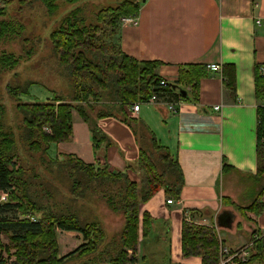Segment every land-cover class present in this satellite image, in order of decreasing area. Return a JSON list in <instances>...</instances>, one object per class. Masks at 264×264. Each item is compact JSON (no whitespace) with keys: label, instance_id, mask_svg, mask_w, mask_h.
Returning <instances> with one entry per match:
<instances>
[{"label":"trees","instance_id":"trees-1","mask_svg":"<svg viewBox=\"0 0 264 264\" xmlns=\"http://www.w3.org/2000/svg\"><path fill=\"white\" fill-rule=\"evenodd\" d=\"M93 3L94 0H0V44L20 39L26 30L21 18L23 10L41 5L47 16L57 21L49 41L53 55L72 82L69 99L49 87L53 94L49 102L33 97L34 103H24L20 96L28 95L35 82L26 84L24 94L20 85L12 91L17 100L16 109L22 116L18 138L5 123L7 110L0 101V191L10 193L7 202L0 204V264H6L9 259H13L12 264H143L148 257L145 241L150 238L156 222L149 213H144L140 241L141 205L161 190L176 200L181 197L185 179L178 160L144 124L139 134L133 126V123L140 125L139 120L126 118L123 110L170 94L180 97L184 103L198 104L200 85L209 75V68L203 64L183 65L175 83L165 82L157 75L160 62H140L126 55L118 45L108 42V36L115 34L122 19L139 17L143 0L97 6L93 13L95 21L91 22L87 14L91 15ZM70 5L77 7L70 9ZM59 14L63 16L58 18ZM27 55L30 60L32 53ZM20 58L12 52L0 51V72L8 68L14 70ZM262 68L264 65L255 68L259 101L264 98ZM221 74L225 86L235 94V67L227 65ZM175 87L185 90L187 96ZM100 102H104L103 109L97 107ZM74 111L90 127L95 155L104 159H107L112 141L99 128L98 121L117 118V114L125 116L123 121L143 143L136 163L128 165L126 171H117L107 162L86 164L73 154L62 155V159L50 157L53 144L70 142ZM258 115V173L253 179L259 180V191L249 206L236 207L243 218L248 213L257 216L264 212V105L258 108ZM45 127L51 132L47 133ZM128 170L136 173L139 183L131 181ZM58 195L66 197L69 205L59 203ZM81 202H86L85 207L91 204L92 219L77 213ZM99 203H105L113 213L122 215L123 228L118 233H109L96 216L92 207ZM75 207L78 209L74 210ZM188 212L193 220L210 217L205 210ZM229 218L224 216L222 221L226 223ZM58 230L78 233L84 243L60 257ZM257 232L260 231L255 228L252 239ZM216 234L184 216L183 257L201 258L202 264H218L220 243ZM3 238L8 239V244ZM138 246L142 251L140 260L136 256ZM245 264H264L263 241L255 243L254 254Z\"/></svg>","mask_w":264,"mask_h":264},{"label":"crops","instance_id":"crops-1","mask_svg":"<svg viewBox=\"0 0 264 264\" xmlns=\"http://www.w3.org/2000/svg\"><path fill=\"white\" fill-rule=\"evenodd\" d=\"M138 18L137 26L121 21L108 42L140 62H160L157 75L165 82L175 83L183 65L235 67V94L225 86L222 74L209 69V75L200 85L198 104L184 103L180 97L170 94L140 104L137 113L129 107L123 110L126 118L139 120V134L144 124L170 149L185 179L179 200L161 190L141 205L140 238L142 218L147 212L156 222L151 235H167L164 243L168 247L172 244L171 262L202 264L198 257H182V221L188 211L205 210L210 221L200 223L224 229L229 234L223 239L224 243L228 242L224 245L232 250L249 244L255 228L264 230V212L257 216L248 213L251 224L234 223L235 187L242 178L253 179L258 173L260 101L256 97L255 68L264 65V0H146ZM34 85L44 87L40 83ZM45 92L44 100L34 95L27 100L21 95L20 100L31 104L35 97L49 102L53 94L49 90ZM169 106H174L176 113ZM216 107L220 110H215ZM116 117L98 121L99 128L112 141L107 159L95 155L90 127L80 117L77 123L75 112L70 142L53 145L60 157L73 154L86 164L107 162L114 170L126 171L128 165L136 163L143 143L123 121L125 116L117 114ZM128 176L131 181L140 182L133 170H128ZM226 176H230V181L224 184ZM169 199L174 203L169 205ZM221 214L222 218L230 216L226 223L223 219L222 225L216 220ZM198 220L201 219L194 221ZM148 248L151 247L147 244Z\"/></svg>","mask_w":264,"mask_h":264},{"label":"rangeland","instance_id":"rangeland-1","mask_svg":"<svg viewBox=\"0 0 264 264\" xmlns=\"http://www.w3.org/2000/svg\"><path fill=\"white\" fill-rule=\"evenodd\" d=\"M123 0H94L93 5L90 7L91 15L87 14L88 19L91 20V22H94L95 19L93 17V13H95L96 7H109V6H117L120 4ZM77 7L76 5H70V9H73ZM25 10V12H24ZM23 10L22 13V22L25 25V32L23 31V35L20 39L11 40L5 43L0 44V51H6V53H14L15 56L21 57L19 65L15 67L14 70L9 71L8 69H3L2 72H0V101L6 106V117H5V123L8 126H11L16 133V136L18 138L19 132L18 129L21 125L22 116L16 109L17 100L14 99L12 91L20 85V90L23 92V94L26 92L27 85L30 82L40 83L44 85V87L49 90L51 87H54V90L58 92V94L62 95L63 98L69 99L72 97V82L69 76L64 72L58 58L53 55L52 46L49 41V36L51 31L55 28L57 21L55 19H50L47 14L45 13V9L41 5H34L31 8H27ZM21 15V14H20ZM63 16V14H59L58 18ZM108 32H110V29L107 28ZM111 36H108V40ZM26 39L29 40V42H25ZM29 52L32 53V58L29 60L28 55ZM1 71V70H0ZM39 86H32L29 90L28 95H24L27 99L31 98V95L38 96L39 98H42L44 100L43 95L46 93L43 88ZM50 87V88H49ZM40 100V99H39ZM104 102L97 103V107L100 109H103ZM260 105H264V98L262 101H260ZM75 112L76 115V122L78 123L79 120V114ZM172 113H176L175 111ZM81 118V117H80ZM133 126L136 128V130H139L138 125L136 126L133 123ZM51 155L50 157L54 158L56 156L60 157L59 152L57 151V148L55 145L51 146ZM62 159V158H61ZM15 165L19 166V163L14 160L13 162ZM58 177H55V180H57ZM230 181V176H226L224 178V184ZM44 182V181H43ZM46 182H44L45 184ZM264 184V183H263ZM53 188V187H52ZM236 191V197H235V204L236 206H248L250 205L257 197L258 189H259V180L256 179H249V178H242L239 181V185L235 187ZM238 188V190H237ZM1 192V191H0ZM58 202L68 206L69 204L66 203V197L58 195ZM5 203V202H4ZM81 206L75 207L74 210H77L78 214H81V217H86L90 220L92 219V213L91 211V204L89 207H85L86 202H81ZM94 208V212L96 216L101 220V222L104 224L106 230L111 234L118 233L123 228V217L121 214H115L113 213L105 203H99ZM189 213V212H188ZM190 214V213H189ZM222 215H219L216 217L217 223L219 224L221 222V225L223 223L222 221ZM234 223L237 221H241L242 223H249L251 224V220L248 221L249 216L246 218H243L241 214L235 210L234 211ZM190 218V215L189 217ZM251 219V218H250ZM193 223V219H190ZM202 221H210V219L202 218L201 220L194 221L196 222L198 226H204ZM251 221V222H250ZM240 222V223H241ZM206 228L211 229L212 231H218L219 233L216 234V237L218 239V242H220V239H222L223 245L227 244L224 243L223 239H226L229 237V234L224 230L219 228L218 230L215 229L213 224L206 223ZM213 226V227H212ZM225 227V226H224ZM57 238L60 245V257H65L66 255L72 253L75 251L80 245L84 243L83 237L79 235L78 233L75 234V232H64V231H57ZM172 234V230H171ZM173 235V234H172ZM245 235V234H244ZM227 236V237H226ZM163 237V238H162ZM168 236H162L160 234L151 235L150 240L146 242L148 246L151 248L148 250V257L143 264H163L165 261L169 264H174V262L170 261L171 254H172V244L168 247L166 243H164ZM142 237L140 238V241H142ZM230 240V238H229ZM3 242L5 244H8V239L3 238ZM160 242V243H158ZM140 245V244H139ZM225 246V245H224ZM245 246V245H244ZM241 248V247H240ZM221 249V245H220ZM232 250V249H231ZM141 248L138 246V250L136 253V256L139 258V255L141 254ZM131 253V252H130ZM7 255V254H6ZM152 258H149L151 257ZM5 257V256H4ZM183 257V255H182ZM184 258V257H183ZM197 258V257H196ZM201 259V258H200ZM140 260V258H139ZM140 264L142 262H139ZM237 264V263H235Z\"/></svg>","mask_w":264,"mask_h":264},{"label":"built area","instance_id":"built-area-1","mask_svg":"<svg viewBox=\"0 0 264 264\" xmlns=\"http://www.w3.org/2000/svg\"><path fill=\"white\" fill-rule=\"evenodd\" d=\"M138 23H139L138 17H128V18L122 19V24H130L132 26H137ZM209 69L214 73H218V74L222 73V67L219 65H211L209 67ZM261 72L264 73V68L261 69ZM162 84H165V82H163ZM140 106H141L140 104L135 105L134 107H132V111L134 113L139 112ZM168 108L170 109L171 112L175 111L174 106H169ZM215 110L219 111L220 108L216 107ZM44 129L47 133L51 132V130L47 127H45ZM0 193H1L0 194V204L7 202V198H8V195L10 193L9 192H3V191ZM167 203L169 205H171L174 203V200L169 199L167 201ZM189 215H190L189 213H186L185 217L187 218V217H189ZM187 219H188V221H191L190 220L191 216H190V218H187ZM193 222H194V220H193ZM194 223H196V222H194ZM216 228L218 230V227H216ZM257 241H263L264 242V230H260V232H257L255 235H253L252 242H250L249 244H247L241 248H238L236 250H231L228 247H225L223 245L222 239H220L219 243L221 245V249H220V260H219L218 264H235V263L245 264V263H248L250 261L252 255L254 254L255 243ZM5 258H6V260L8 259V257H5ZM12 262H13V259H9V261H6V264H12Z\"/></svg>","mask_w":264,"mask_h":264},{"label":"water","instance_id":"water-1","mask_svg":"<svg viewBox=\"0 0 264 264\" xmlns=\"http://www.w3.org/2000/svg\"><path fill=\"white\" fill-rule=\"evenodd\" d=\"M145 1H146V0H143V2H145ZM175 89L178 90L179 93H181L183 96H187V92H186L185 90L180 89V88H178V87H175Z\"/></svg>","mask_w":264,"mask_h":264}]
</instances>
